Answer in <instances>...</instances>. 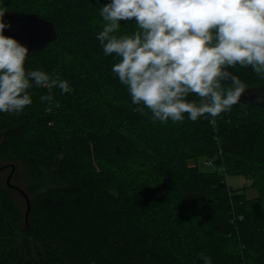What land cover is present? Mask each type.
<instances>
[{
    "label": "trees",
    "instance_id": "trees-1",
    "mask_svg": "<svg viewBox=\"0 0 264 264\" xmlns=\"http://www.w3.org/2000/svg\"><path fill=\"white\" fill-rule=\"evenodd\" d=\"M108 0H0L49 20L55 38L26 69L67 80L69 93L29 89L0 113V264H264V107L161 123L137 111L96 39ZM134 20V18H133ZM116 35L139 31L120 21ZM246 87L250 68L231 69ZM30 199L25 208L5 168ZM250 182L232 187L226 176ZM248 189L254 190L249 195ZM19 196V195H18Z\"/></svg>",
    "mask_w": 264,
    "mask_h": 264
},
{
    "label": "clouds",
    "instance_id": "clouds-1",
    "mask_svg": "<svg viewBox=\"0 0 264 264\" xmlns=\"http://www.w3.org/2000/svg\"><path fill=\"white\" fill-rule=\"evenodd\" d=\"M96 39L115 53L111 71L127 87L137 111L161 123L217 117L240 101L246 84L231 69L250 68L264 79V0H108ZM0 6V113H20L33 103L29 89L72 91L67 80L42 68L26 69L28 49L5 36L11 27ZM134 18V20H133ZM139 31L116 35L120 21ZM264 101V96H258ZM202 264L212 258L198 254Z\"/></svg>",
    "mask_w": 264,
    "mask_h": 264
},
{
    "label": "water",
    "instance_id": "water-1",
    "mask_svg": "<svg viewBox=\"0 0 264 264\" xmlns=\"http://www.w3.org/2000/svg\"><path fill=\"white\" fill-rule=\"evenodd\" d=\"M3 19L11 25V27L4 29V35L10 36L26 46L28 53L39 50L55 38L56 31L52 23L36 13L6 10ZM258 96H264V85L246 87L240 98L264 107V101L258 100ZM9 178L10 174L6 182ZM24 197L26 198L24 221H27L30 199L27 194Z\"/></svg>",
    "mask_w": 264,
    "mask_h": 264
},
{
    "label": "rangeland",
    "instance_id": "rangeland-1",
    "mask_svg": "<svg viewBox=\"0 0 264 264\" xmlns=\"http://www.w3.org/2000/svg\"><path fill=\"white\" fill-rule=\"evenodd\" d=\"M5 172H4V178L7 179L8 175L10 174V178L7 182V184L12 188V189H15L16 191H18V195L17 197L21 200V202L23 203L24 205V208L26 207V198L24 197L25 194H27L23 189H22V185H21V182H19V180H16L14 177H12L13 175V172L15 170V166L13 168V170H9V168H5ZM226 180H227V183L232 186V187H237V186H241V185H244L246 183H249L250 180L249 179H246L245 177L243 176H239V175H228L226 176ZM249 193V195L253 194L254 193V190H251V189H248L247 191ZM29 197V196H28Z\"/></svg>",
    "mask_w": 264,
    "mask_h": 264
}]
</instances>
